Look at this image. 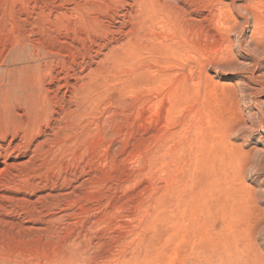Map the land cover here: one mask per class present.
Wrapping results in <instances>:
<instances>
[{
    "label": "rangeland",
    "instance_id": "374dc122",
    "mask_svg": "<svg viewBox=\"0 0 264 264\" xmlns=\"http://www.w3.org/2000/svg\"><path fill=\"white\" fill-rule=\"evenodd\" d=\"M0 264H264V0H0Z\"/></svg>",
    "mask_w": 264,
    "mask_h": 264
},
{
    "label": "clouds",
    "instance_id": "9594fccd",
    "mask_svg": "<svg viewBox=\"0 0 264 264\" xmlns=\"http://www.w3.org/2000/svg\"><path fill=\"white\" fill-rule=\"evenodd\" d=\"M252 171H255V168L254 167L252 168Z\"/></svg>",
    "mask_w": 264,
    "mask_h": 264
}]
</instances>
